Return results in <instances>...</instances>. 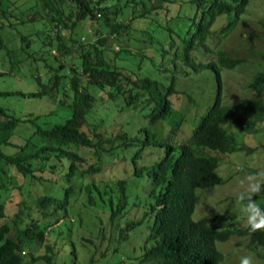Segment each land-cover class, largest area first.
Here are the masks:
<instances>
[{
  "label": "trees",
  "instance_id": "1",
  "mask_svg": "<svg viewBox=\"0 0 264 264\" xmlns=\"http://www.w3.org/2000/svg\"><path fill=\"white\" fill-rule=\"evenodd\" d=\"M250 1L0 0V51L9 60V70L20 71L23 61L29 66L37 64V71L32 70L35 86L0 89V96L43 99L63 107L62 117L53 120L43 115L57 114V109L18 113L0 103V187L21 188L24 177L39 188L56 184V192L38 190L33 211L23 201L11 212L0 201V216L4 217L0 221V264H56V243L61 236L52 227L71 209L77 189L73 179L80 181L79 193L100 210L102 238L106 236L104 219L117 230L111 232L114 238L107 236V251L102 249L94 256L101 249L94 243L83 264H219L224 254L216 242L232 234L247 237L248 249L264 259V231L253 233L247 224L217 227L213 220L219 214L192 217L196 188L225 181L217 171L219 159L206 148L222 152L251 149L239 143L225 124L233 121L237 131L245 134L264 130V48L249 45L245 47L248 54L231 55L220 45L245 15ZM83 20L94 28V41L83 42L73 35ZM259 21L264 42V19ZM19 25L24 27L18 30ZM133 31H139L140 37L133 36ZM6 32H17L18 46L17 42L9 44ZM119 37L120 44L114 46ZM212 37L217 38L212 48L215 56L204 60L201 53L208 51ZM134 39L140 41L135 48L131 44ZM149 48L161 53L163 61L157 64L161 71L167 69L162 66L164 56L174 49V56L192 71L211 69L213 73V100L178 145L169 137H158L145 125L137 133L122 126L113 132L104 125L111 111L126 108L140 109L152 124L168 119L173 132L186 119L193 95L180 88L175 75L158 78L137 71L145 59L152 61L154 53H148ZM246 64L254 68L249 85L256 93L238 101L226 100L222 68ZM182 94L189 99L184 105L177 102ZM98 106H103L104 112L95 120L92 114ZM24 121L33 125L32 132L15 143L13 151H4L2 145L14 144L11 137ZM151 143L164 146V152L150 164L138 165L143 148ZM131 144H138L131 153L133 173L148 174L152 199L140 217L122 221L128 202L126 179L118 178L100 189L93 177L105 170L109 159H126ZM15 177L20 181H14ZM259 205L264 207V201ZM19 212L26 215L24 222ZM13 213L12 225L9 218ZM145 219L151 221L146 224L141 251L131 254L128 261L114 260L111 254L127 247ZM33 244L42 245L43 252L35 253ZM70 252L75 264L78 252L74 247Z\"/></svg>",
  "mask_w": 264,
  "mask_h": 264
},
{
  "label": "rangeland",
  "instance_id": "2",
  "mask_svg": "<svg viewBox=\"0 0 264 264\" xmlns=\"http://www.w3.org/2000/svg\"><path fill=\"white\" fill-rule=\"evenodd\" d=\"M264 19V0H251L246 8L245 15L237 23V25L229 32L226 38L220 41V45L226 48L229 54H248L245 51V47L251 45L254 49L264 48V42L261 33L263 27L259 20ZM24 26L19 25L18 30ZM8 32V31H7ZM5 37L9 39V44L12 46L16 43L19 45V36L17 32H9ZM65 37H67L68 31H63ZM73 35L80 37L83 42L94 41L95 34L94 28L88 24L86 20L81 21L75 28ZM132 35L140 37L139 31H133ZM119 40H114L113 45L118 46ZM135 40V39H134ZM149 40V37L144 39ZM217 38L212 37L208 40L209 49L206 52L201 53V58L204 60L212 59L215 56V52L212 49L216 44ZM142 42V41H141ZM140 41L135 40L131 42L132 47H136ZM131 46V45H130ZM53 51L57 52L56 48ZM148 53H154L152 61L145 59L137 71L139 73H150L154 77H169L172 74L176 76V80L180 86L187 91H190L193 95V100L190 103L189 109L186 111V119L182 122L178 129L174 132L171 130L172 123L166 120H158L155 123H150L147 115L143 114L140 109H123L121 111H111L110 115L106 117L104 123L108 130L116 132L120 126L125 130H129L131 133H137V129L141 125L148 126L151 131H155L158 137H169L175 145L186 138L191 133L193 125L198 121L200 115L206 111V107L213 100L212 88L214 84V77L212 70H200L198 72L192 71L188 68L178 56H174L175 50L171 49L164 56V63L162 66H166V70H159L157 64L163 61L161 53L155 48H149L146 50ZM156 63V64H155ZM37 64L34 62L32 66H29L27 61L21 63L20 71L18 69L10 71L9 60L5 56H2L0 51V89L11 88H23L29 89L35 86L33 71H37ZM31 68V69H30ZM187 71V73H186ZM254 72V68L249 65H239L234 68H222L221 76L224 83V96L226 100L238 101L244 95L255 94L256 92L251 89L249 81ZM243 87V88H242ZM264 98V91L261 94ZM98 100H100L98 98ZM189 101L185 94H182L178 98L177 102L181 105L186 104ZM0 103L3 105H9L14 108L18 113H25L32 111L34 114L45 113L51 109H57L59 113L52 114L50 116L43 115L46 119L59 120L63 107L55 105L53 102L45 101L43 99L23 98L18 96H0ZM109 109L108 104L104 105ZM103 106H98L93 112L95 120H99L104 112ZM145 112V111H144ZM175 116V115H174ZM229 132L234 133L236 140L239 143H244L245 146L251 147V149L242 148L234 151L222 152L214 149L206 148V151L211 155H215L219 159V165L217 167L218 173L225 178V181L221 183L212 184L206 187L196 188V203L192 213L194 219L201 216H219L213 220V223L217 227L243 225L246 224L244 213L241 210V205L237 203L236 196L240 191V182L244 176L248 173H264V130L254 133H239L233 121H229L225 124ZM33 130V125L24 121L21 122L15 132L13 133L11 140L14 144H4L2 149L6 152L13 151L16 146L15 143L21 142L26 136H28ZM144 135V132L140 133ZM139 144V143H138ZM137 144V145H138ZM136 144H131L126 149V159H109L104 166V171L95 175L93 179L97 182L100 189H103L105 185H113L118 178L126 179V191L128 193V202L123 209L121 216L122 221L134 219L140 217L150 200L152 199L148 194L151 186V179L144 171L142 176H137L133 173L134 163L131 157V153L136 149ZM178 148V146H175ZM143 155L138 160V165L145 163L150 164L152 160L157 159L163 152L164 146L157 144H148L143 148ZM14 181H20L19 177H15ZM72 182L76 184V192L73 195L71 202V209L66 217L60 219L58 223L53 225L54 232H59L57 236H61L56 243L58 253L56 255V264H72L71 248H75L78 252V257L75 264H83L89 259L92 251L94 250V243H96L101 249L95 252L94 256L101 254V250L106 248L107 236L114 238L117 230L113 228L106 221H102L103 229L106 236L101 235L99 224L100 210L97 206H93L88 203L84 194L79 193L78 184L80 181L73 179ZM38 190L44 192H56V184L46 183L45 185L38 187L36 184H30L28 177H24L21 180V188H8L0 187V201L5 202L9 211H14L18 204H22L24 201L25 206L29 207L30 211L35 209L34 197ZM257 203L264 201V194H260L255 197ZM27 207V208H28ZM22 222L26 220V215L19 212ZM15 217L13 213L9 218L13 225L12 218ZM4 217L0 216V221ZM151 219H145L144 222L136 228V234L130 239V244L127 247H121L118 252L111 254L114 260H121L122 262L128 261V257L132 254L139 253L141 251L142 239H144L146 232L148 231V221ZM14 229H12V232ZM138 231L140 233H138ZM238 242V243H237ZM108 244V243H107ZM247 237L237 236L232 234L227 240H218L216 245L220 251L224 254V259L219 264H240V259L244 256L254 257L255 264H264V259L257 257L246 246ZM32 250L35 253L43 252L44 247L42 245H32ZM106 252L107 249H104ZM109 251V250H108ZM32 264H45L44 261L40 263Z\"/></svg>",
  "mask_w": 264,
  "mask_h": 264
},
{
  "label": "clouds",
  "instance_id": "3",
  "mask_svg": "<svg viewBox=\"0 0 264 264\" xmlns=\"http://www.w3.org/2000/svg\"><path fill=\"white\" fill-rule=\"evenodd\" d=\"M264 193V173H248L240 182L236 201L241 205L246 224L251 232L264 231V207L255 197ZM240 264H255L254 257L244 256Z\"/></svg>",
  "mask_w": 264,
  "mask_h": 264
}]
</instances>
